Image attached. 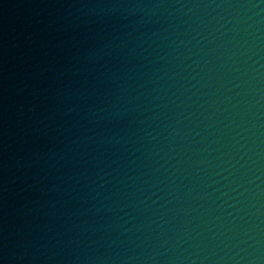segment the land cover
<instances>
[{"label": "water", "instance_id": "95a60500", "mask_svg": "<svg viewBox=\"0 0 264 264\" xmlns=\"http://www.w3.org/2000/svg\"><path fill=\"white\" fill-rule=\"evenodd\" d=\"M0 264H264V0H0Z\"/></svg>", "mask_w": 264, "mask_h": 264}]
</instances>
